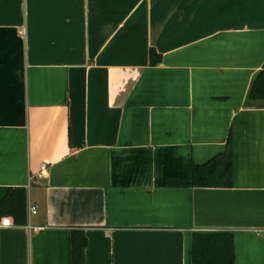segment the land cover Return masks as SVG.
<instances>
[{"label":"crops","instance_id":"1","mask_svg":"<svg viewBox=\"0 0 264 264\" xmlns=\"http://www.w3.org/2000/svg\"><path fill=\"white\" fill-rule=\"evenodd\" d=\"M263 67L264 0H0V264H73L74 230L84 264H193L199 231L264 264ZM229 142L232 186L169 184Z\"/></svg>","mask_w":264,"mask_h":264},{"label":"trees","instance_id":"2","mask_svg":"<svg viewBox=\"0 0 264 264\" xmlns=\"http://www.w3.org/2000/svg\"><path fill=\"white\" fill-rule=\"evenodd\" d=\"M151 63L157 64L161 55L150 49ZM250 97L264 100V67L255 76ZM230 140V139H229ZM171 186L230 187L233 185V157L229 146L224 152L205 163H195L190 181L170 179ZM6 216L16 224L28 222V192L25 187L9 188L0 202V217ZM87 235L83 230L72 232V262L85 263ZM193 264H235L234 236L230 231H199L193 237Z\"/></svg>","mask_w":264,"mask_h":264},{"label":"built area","instance_id":"3","mask_svg":"<svg viewBox=\"0 0 264 264\" xmlns=\"http://www.w3.org/2000/svg\"><path fill=\"white\" fill-rule=\"evenodd\" d=\"M41 173L44 175V176H47V163H43L42 166H41ZM30 211L31 213L33 214H36L38 212V209L36 206H31L30 207ZM5 223H11V220L9 218H5L3 221H2V224H5Z\"/></svg>","mask_w":264,"mask_h":264}]
</instances>
